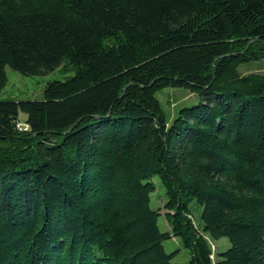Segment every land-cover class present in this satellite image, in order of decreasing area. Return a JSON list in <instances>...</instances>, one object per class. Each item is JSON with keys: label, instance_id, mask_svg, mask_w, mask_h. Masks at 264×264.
I'll return each mask as SVG.
<instances>
[{"label": "trees", "instance_id": "16d2710c", "mask_svg": "<svg viewBox=\"0 0 264 264\" xmlns=\"http://www.w3.org/2000/svg\"><path fill=\"white\" fill-rule=\"evenodd\" d=\"M261 62L264 0H0V93L8 67L75 72L0 102V264H179L173 238L189 264H264ZM166 89L200 102L171 118Z\"/></svg>", "mask_w": 264, "mask_h": 264}, {"label": "rangeland", "instance_id": "374dc122", "mask_svg": "<svg viewBox=\"0 0 264 264\" xmlns=\"http://www.w3.org/2000/svg\"><path fill=\"white\" fill-rule=\"evenodd\" d=\"M241 72L244 74H264V62L244 65L241 67ZM7 75L9 81L6 88L0 93V102L42 101L44 99L45 87L48 83L57 80H68L71 76L75 75V72L69 64L64 63V65H62L59 69L45 76H24L9 67L7 68ZM159 97L162 100L165 111L169 114V116H171V118H173L174 115H176L181 109L190 107L200 102L199 95L192 94L185 89H166L159 94ZM22 121L23 123L25 122L28 124L29 130H31L30 124L27 123V116L25 114L21 115L19 122L22 123ZM19 129H21V127H19ZM154 182L156 184V191L152 194V206L155 210L162 208V214H164L165 210H163V207L168 199L166 188L158 177L154 179ZM191 210L198 225L201 226L203 207L197 202H193L191 204ZM160 226L165 232L171 229L167 224L164 215L160 218ZM214 243L219 253L224 252L231 247L227 238L215 241ZM165 247L169 254L176 253L174 259L175 262L179 264H189L191 259L190 253L183 247L180 240L175 238L167 240L165 242Z\"/></svg>", "mask_w": 264, "mask_h": 264}, {"label": "built area", "instance_id": "2783aa9c", "mask_svg": "<svg viewBox=\"0 0 264 264\" xmlns=\"http://www.w3.org/2000/svg\"><path fill=\"white\" fill-rule=\"evenodd\" d=\"M20 121V120H19ZM17 122V128L19 129V127H21V129H19V130H22V131H28L29 130V125L28 124H26L25 122L23 123V121H22V123L21 122ZM22 124V125H21Z\"/></svg>", "mask_w": 264, "mask_h": 264}]
</instances>
